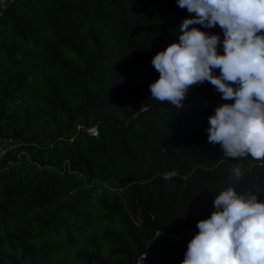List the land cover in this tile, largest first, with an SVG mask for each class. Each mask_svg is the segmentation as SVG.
<instances>
[{
  "label": "trees",
  "instance_id": "16d2710c",
  "mask_svg": "<svg viewBox=\"0 0 264 264\" xmlns=\"http://www.w3.org/2000/svg\"><path fill=\"white\" fill-rule=\"evenodd\" d=\"M191 15L176 0H7L0 264H181L222 191L264 202V159L208 142V117L234 101L207 81L183 108L151 97L152 59Z\"/></svg>",
  "mask_w": 264,
  "mask_h": 264
},
{
  "label": "clouds",
  "instance_id": "9594fccd",
  "mask_svg": "<svg viewBox=\"0 0 264 264\" xmlns=\"http://www.w3.org/2000/svg\"><path fill=\"white\" fill-rule=\"evenodd\" d=\"M191 18L179 28V43L152 59L159 79L151 97L183 108L191 86L210 82L225 101L208 117V142L226 158L264 159V0H176ZM190 25H217L224 37ZM218 48L223 54H218ZM220 75H215V70ZM237 179L241 170L236 168ZM176 172L164 173L171 179ZM232 188L215 197L214 211L197 223L181 264H264V202Z\"/></svg>",
  "mask_w": 264,
  "mask_h": 264
},
{
  "label": "built area",
  "instance_id": "2783aa9c",
  "mask_svg": "<svg viewBox=\"0 0 264 264\" xmlns=\"http://www.w3.org/2000/svg\"><path fill=\"white\" fill-rule=\"evenodd\" d=\"M6 2L7 0H0V17L3 13V9L5 7ZM6 150H7V146L5 145V143L2 142L0 138V161L3 160Z\"/></svg>",
  "mask_w": 264,
  "mask_h": 264
},
{
  "label": "water",
  "instance_id": "95a60500",
  "mask_svg": "<svg viewBox=\"0 0 264 264\" xmlns=\"http://www.w3.org/2000/svg\"><path fill=\"white\" fill-rule=\"evenodd\" d=\"M72 132H70L68 129H65V135L68 136L70 135ZM140 264V263H139Z\"/></svg>",
  "mask_w": 264,
  "mask_h": 264
}]
</instances>
